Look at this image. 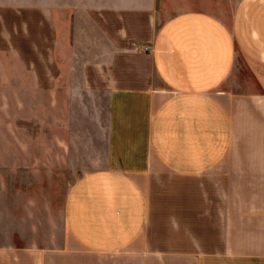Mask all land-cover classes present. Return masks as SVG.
Masks as SVG:
<instances>
[{
    "label": "crops",
    "instance_id": "crops-1",
    "mask_svg": "<svg viewBox=\"0 0 264 264\" xmlns=\"http://www.w3.org/2000/svg\"><path fill=\"white\" fill-rule=\"evenodd\" d=\"M3 90L60 238L0 264H264V0H0Z\"/></svg>",
    "mask_w": 264,
    "mask_h": 264
},
{
    "label": "rangeland",
    "instance_id": "rangeland-1",
    "mask_svg": "<svg viewBox=\"0 0 264 264\" xmlns=\"http://www.w3.org/2000/svg\"><path fill=\"white\" fill-rule=\"evenodd\" d=\"M1 95L4 99H0L1 123H3L0 127V245L13 244V242L17 243L19 241V243L26 245L56 244L59 242L57 238H60L59 233L55 236L43 234L44 220L47 219H45L46 215L43 214L42 202L29 203L25 198H21L20 188L7 185L10 180L18 178L20 180L30 181L34 179L37 181L42 178V174L37 169L31 172L15 170L16 162H14V159L12 161L11 156L9 91L3 90L0 92V97ZM68 180H70L69 177ZM68 187L67 189H69ZM39 192L41 193V188H39L36 195H39ZM35 197L42 201L41 195L39 198H37L38 196ZM57 222L56 225H59L60 222ZM12 232L15 235H10Z\"/></svg>",
    "mask_w": 264,
    "mask_h": 264
}]
</instances>
